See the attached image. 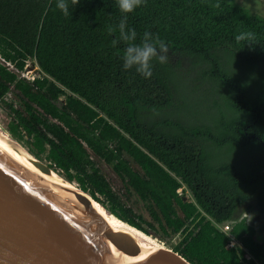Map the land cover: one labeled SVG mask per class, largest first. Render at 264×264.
Here are the masks:
<instances>
[{"label": "trees", "instance_id": "trees-1", "mask_svg": "<svg viewBox=\"0 0 264 264\" xmlns=\"http://www.w3.org/2000/svg\"><path fill=\"white\" fill-rule=\"evenodd\" d=\"M55 4L0 0L2 126L149 241L180 233L165 243L187 263L264 264V17L234 0H145L127 25L137 42L148 30L169 49L145 79L122 69L126 44L112 46L116 0H79L67 16ZM202 78L227 88L203 113L190 100ZM252 210L258 229L235 216ZM224 222L246 252L228 246Z\"/></svg>", "mask_w": 264, "mask_h": 264}, {"label": "water", "instance_id": "water-1", "mask_svg": "<svg viewBox=\"0 0 264 264\" xmlns=\"http://www.w3.org/2000/svg\"><path fill=\"white\" fill-rule=\"evenodd\" d=\"M13 141H0V264H189L127 230L88 224L109 211Z\"/></svg>", "mask_w": 264, "mask_h": 264}, {"label": "clouds", "instance_id": "clouds-1", "mask_svg": "<svg viewBox=\"0 0 264 264\" xmlns=\"http://www.w3.org/2000/svg\"><path fill=\"white\" fill-rule=\"evenodd\" d=\"M144 2L145 0H116V5L123 15L115 29L110 27L108 31L112 33L118 30L119 33L118 36L112 39L113 47H116L121 42L126 44L122 56V69L125 71L134 69L136 73L148 79L153 75L152 61L155 59L160 64L166 63L169 49L163 40L155 37L148 30L142 33L139 42H137L136 30L128 27L127 14L132 13ZM78 3L79 0H56L55 6L67 16L70 12V6L75 8ZM235 39L237 41L251 40L252 33H240Z\"/></svg>", "mask_w": 264, "mask_h": 264}, {"label": "rangeland", "instance_id": "rangeland-1", "mask_svg": "<svg viewBox=\"0 0 264 264\" xmlns=\"http://www.w3.org/2000/svg\"><path fill=\"white\" fill-rule=\"evenodd\" d=\"M236 1L238 4L244 6L245 8L249 9L251 12L259 14L261 16L264 17V0H234ZM225 58L231 59L233 60L231 55H225ZM29 63H31L32 65L29 66L30 71H32V73L30 75L32 76H37L39 74V71L37 68H33V63L31 61H29ZM220 95L221 100H219L220 102H225L224 99L222 98V95H226L227 94V88L225 85H221L219 83H209L207 81H204L202 78V82L198 84L194 94H190L191 97V101L192 100H199L202 102V113L204 111V107L213 99L215 98L214 96L216 94ZM7 101L12 99V95L8 94L6 95L5 98ZM3 111V107L0 104V113ZM0 127L4 130L5 128L2 126V124L0 123ZM6 131V130H5ZM8 133V132H7ZM9 134V133H8ZM10 135V134H9ZM12 137V136H11ZM13 138V137H12ZM14 139V138H13ZM15 141H17L24 149L28 150L27 145L21 141H18L16 139H14ZM42 161H45V159H42ZM102 170L104 171V173L106 174L107 178L109 179V181L111 182V185L114 189L116 190H120L122 185L120 180L116 177V175L112 172V170L106 166L105 164H101L100 165ZM53 171H55L53 169ZM56 172V171H55ZM57 173V172H56ZM59 174V173H58ZM60 175V174H59ZM180 194L183 195L185 197V199L190 198L191 194L188 190L186 189H180ZM128 204H132V206H134L135 210L136 209V205L133 203H129ZM235 216L237 218H241L243 216H246L247 221L252 223L256 229H258L261 226V221L259 219V216L252 210L250 213H243L240 211H236L235 212ZM141 235L143 234L142 232L138 231ZM153 234V233H152ZM159 235V233H157ZM156 234V235H157ZM144 236V235H143ZM149 238H151L153 240V242L156 244V246L162 250H168V247L165 243V241H167V243L170 241L171 243H175L180 237H171L170 239L168 237L165 238V241H162L161 239H159L158 236H154V238L150 235H148ZM160 236V235H159ZM180 236V235H179ZM262 236L259 234H257V238L260 239Z\"/></svg>", "mask_w": 264, "mask_h": 264}, {"label": "bare ground", "instance_id": "bare-ground-1", "mask_svg": "<svg viewBox=\"0 0 264 264\" xmlns=\"http://www.w3.org/2000/svg\"><path fill=\"white\" fill-rule=\"evenodd\" d=\"M5 130H3L0 127V141L4 142L6 144H8V143L14 144L15 142L13 141V139H11L10 135L7 133L8 131L6 130L7 131L6 132ZM22 151L25 152L23 149H22ZM52 175L56 178L55 182H62L58 173L54 172V173H52ZM99 212L101 214L100 216L96 217L93 221H91L89 223L87 222V223L93 225L94 227L98 226V227H105V228H116V229L127 230L130 233H132L133 235H135L138 239H140V241H142L143 245H145L146 247H151L153 249H158V250L163 251L162 249L158 248L154 242L146 239L138 231L133 230L125 222L121 221L120 219H118L114 215H111L109 212L104 211L102 209H99Z\"/></svg>", "mask_w": 264, "mask_h": 264}, {"label": "built area", "instance_id": "built-area-1", "mask_svg": "<svg viewBox=\"0 0 264 264\" xmlns=\"http://www.w3.org/2000/svg\"><path fill=\"white\" fill-rule=\"evenodd\" d=\"M29 61H31L34 65H33V68H37V69H39L38 68V66H37V64H36V62H35V60L34 59H28V60H26V63H25V66H24V68H23V70L21 71V75L23 76V77H25L26 79H28V80H33L34 79V77L35 76H32V75H30L31 73H32V71H30V69H29V66L30 65H32L31 63H29ZM9 67H12V65L10 64V63H6ZM39 75V74H38ZM47 163H48V165H50V162L49 161H46ZM52 168L57 172V173H59L60 175H61V173H60V171L58 170V169H56L54 166H52ZM180 190V189H179ZM178 190V193L180 194V191ZM209 218V217H208ZM217 225V227H219L220 229H221V231H223V232H225L227 235H228V237H229V241H228V246H230V247H240V248H242L245 252H246V249H244L243 247H242V245H241V243L239 242V241H237L230 233H229V231H230V229H231V223L230 222H224V223H220V224H216ZM180 235V233H177L176 235H175V237H180L179 236ZM245 258H246V260H254L253 259V257L250 255V254H248V253H246L245 254ZM253 264H261L259 261H257V260H254L253 261Z\"/></svg>", "mask_w": 264, "mask_h": 264}, {"label": "flooded vegetation", "instance_id": "flooded-vegetation-1", "mask_svg": "<svg viewBox=\"0 0 264 264\" xmlns=\"http://www.w3.org/2000/svg\"><path fill=\"white\" fill-rule=\"evenodd\" d=\"M152 242H153V240H152Z\"/></svg>", "mask_w": 264, "mask_h": 264}]
</instances>
